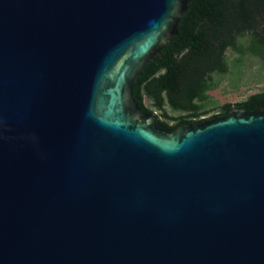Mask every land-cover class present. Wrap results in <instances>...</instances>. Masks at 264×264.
Here are the masks:
<instances>
[{"label": "water", "instance_id": "1", "mask_svg": "<svg viewBox=\"0 0 264 264\" xmlns=\"http://www.w3.org/2000/svg\"><path fill=\"white\" fill-rule=\"evenodd\" d=\"M191 1L0 0V264H264V108L134 98Z\"/></svg>", "mask_w": 264, "mask_h": 264}, {"label": "trees", "instance_id": "2", "mask_svg": "<svg viewBox=\"0 0 264 264\" xmlns=\"http://www.w3.org/2000/svg\"><path fill=\"white\" fill-rule=\"evenodd\" d=\"M264 83V0H192L177 34L146 64L134 98L146 113L166 108L169 128L226 116L232 108H264V90L235 105L209 95ZM150 108L144 105V99ZM153 108V109H152ZM207 116V117H205Z\"/></svg>", "mask_w": 264, "mask_h": 264}, {"label": "rangeland", "instance_id": "3", "mask_svg": "<svg viewBox=\"0 0 264 264\" xmlns=\"http://www.w3.org/2000/svg\"><path fill=\"white\" fill-rule=\"evenodd\" d=\"M263 90L264 83H260L257 85H249L248 87H241L235 90L226 87V84H222L217 89L210 91L209 95L216 102V104H214V106L212 107L215 108L223 104L235 105L237 103H241L246 100L249 96L259 93ZM144 105L150 108V102L147 98L144 99ZM153 112H156V114L160 117V121H167L170 124H172L173 121L168 119L166 120V117L164 115L167 114L168 116H176L175 113H172L167 108L164 111H158L153 109Z\"/></svg>", "mask_w": 264, "mask_h": 264}]
</instances>
